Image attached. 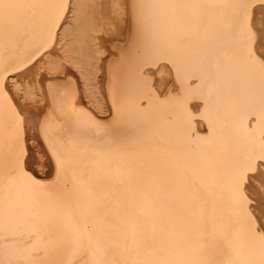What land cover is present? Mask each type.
<instances>
[{
  "label": "bare ground",
  "instance_id": "6f19581e",
  "mask_svg": "<svg viewBox=\"0 0 264 264\" xmlns=\"http://www.w3.org/2000/svg\"><path fill=\"white\" fill-rule=\"evenodd\" d=\"M161 2L166 6L142 11L135 7L141 0H65L52 37L37 29L21 59L36 54L6 82L24 120L25 147L35 158L30 170L44 184L57 180L56 158L47 145L55 138L53 123L63 120L60 109L69 103L111 125L118 108L127 107L138 119L136 103L147 105L152 92L160 99L176 95L183 85L199 92L201 99L188 107L197 117V105L206 109L205 119L189 129L170 123L171 115L158 104L148 112L152 132L168 142H155L163 151H155L153 143L143 146L144 167L160 193L147 224L158 241L165 232L176 239L177 217L183 215L178 201L190 202L195 220L204 197L201 181L225 185L226 198L232 174L256 161L245 190L257 231L264 232V162L256 160L264 156L261 69L245 63L230 9L200 0ZM256 27L264 29V17L256 16ZM65 177L70 181L67 169ZM61 187L62 181L49 190L59 193ZM0 201V264H137L152 256L147 244L137 256L131 238L95 233L90 238L79 215L59 199L36 195L33 202L28 192L14 190L0 192ZM209 258L222 257L209 250Z\"/></svg>",
  "mask_w": 264,
  "mask_h": 264
},
{
  "label": "snow or ice",
  "instance_id": "6c2138e0",
  "mask_svg": "<svg viewBox=\"0 0 264 264\" xmlns=\"http://www.w3.org/2000/svg\"><path fill=\"white\" fill-rule=\"evenodd\" d=\"M200 5L231 10V26L241 37L245 63L258 66L264 82V29L256 27V16L264 17V0H200ZM165 6L161 0H141L135 5L142 11ZM66 9L65 0H0V192L26 191L33 202L36 195L59 199L79 215L90 238L93 233L99 238H131L137 256L141 255V245H149L151 258L137 264H264V232L257 231L256 218L248 208L253 201L245 190L249 173L257 171L253 166L256 161L232 174L226 198L222 195L225 185H204L201 181L204 197L195 220L190 202L178 201L183 215L177 217L181 227L175 233L176 239L171 238L173 233L165 232L158 241L145 220L146 215L154 213L160 193L144 167L147 149L143 146L153 143L155 151H163L155 142H168L152 132L148 112L154 103L158 104L171 115L170 123L191 129L193 121L205 119L206 113L197 105V117L188 107L192 99H201L195 89L181 85L176 95L169 93L164 99L152 92L147 105H134L138 119L131 118L127 107L118 108L111 125L102 124L69 103L60 109L63 120L53 123L55 138L47 145L56 158L57 180L44 184L32 174L30 166L35 158L25 147L24 120L12 103L6 82L12 73L27 67L36 54L21 59L35 40L37 29L47 31L51 38V30L58 26ZM164 52L161 46L160 53ZM125 115L129 116L127 122L122 119ZM256 160L264 162V156ZM66 169L70 181L65 177ZM61 181L59 193L49 190ZM209 250L222 258L213 261ZM157 252L166 256L157 258Z\"/></svg>",
  "mask_w": 264,
  "mask_h": 264
},
{
  "label": "water",
  "instance_id": "95a60500",
  "mask_svg": "<svg viewBox=\"0 0 264 264\" xmlns=\"http://www.w3.org/2000/svg\"><path fill=\"white\" fill-rule=\"evenodd\" d=\"M105 119V118H104Z\"/></svg>",
  "mask_w": 264,
  "mask_h": 264
}]
</instances>
